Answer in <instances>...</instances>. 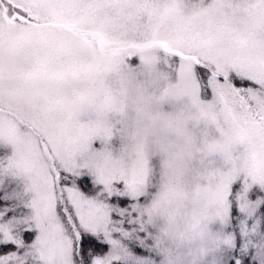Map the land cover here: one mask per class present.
Masks as SVG:
<instances>
[{"label":"snow or ice","instance_id":"obj_1","mask_svg":"<svg viewBox=\"0 0 264 264\" xmlns=\"http://www.w3.org/2000/svg\"><path fill=\"white\" fill-rule=\"evenodd\" d=\"M184 2L190 12L160 0L138 42L108 35L105 0H0V264H132L130 251L152 252L154 170L114 161L111 136L88 119L106 64L145 44L179 57L181 85L219 105L239 161L214 194L221 264H252L253 249L264 264V0Z\"/></svg>","mask_w":264,"mask_h":264},{"label":"clouds","instance_id":"obj_2","mask_svg":"<svg viewBox=\"0 0 264 264\" xmlns=\"http://www.w3.org/2000/svg\"><path fill=\"white\" fill-rule=\"evenodd\" d=\"M159 3L105 0L108 35L140 42L145 30L140 26H147L149 10ZM181 10L191 11L184 0ZM235 11L239 14V5ZM161 50L145 44L111 59L99 77L98 110L88 119L100 121L106 135L120 137L114 161L125 166L154 161L159 172V188L143 209L154 248L148 256L130 251L132 264H221L227 233L214 194L221 174L239 161L218 131L219 105L193 95L178 78L170 80ZM133 55L141 57L139 66L128 65L126 58ZM113 248L119 255V246Z\"/></svg>","mask_w":264,"mask_h":264},{"label":"rangeland","instance_id":"obj_3","mask_svg":"<svg viewBox=\"0 0 264 264\" xmlns=\"http://www.w3.org/2000/svg\"><path fill=\"white\" fill-rule=\"evenodd\" d=\"M160 55L163 58L161 61L162 67L167 71L169 79L175 81L178 78L176 65L179 63V57L176 56L169 57V55L164 50L160 51ZM126 60L128 65L130 66H139L142 63L141 57L139 55H133L127 57ZM86 118H87L86 116L81 117V119H86ZM93 143H94V147L96 148H100L102 146L101 140H96ZM107 144L111 147L112 150L116 151L120 147L121 139L118 135H113L108 139ZM148 162L150 164L151 169H153L155 173L154 182L157 184V186L154 189H152L154 194L157 192L159 188L160 176L158 169L155 165V162L154 161H148ZM12 186H15V182H13ZM259 215H260V230L262 233H264V210H262ZM254 253H255L254 249L250 250L248 258L252 261V264H259V260L255 257Z\"/></svg>","mask_w":264,"mask_h":264}]
</instances>
